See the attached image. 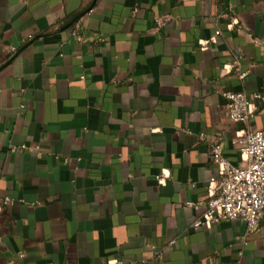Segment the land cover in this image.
I'll list each match as a JSON object with an SVG mask.
<instances>
[{"label": "crops", "instance_id": "1", "mask_svg": "<svg viewBox=\"0 0 264 264\" xmlns=\"http://www.w3.org/2000/svg\"><path fill=\"white\" fill-rule=\"evenodd\" d=\"M263 101L264 0H0V264H264V220L187 205Z\"/></svg>", "mask_w": 264, "mask_h": 264}, {"label": "built area", "instance_id": "2", "mask_svg": "<svg viewBox=\"0 0 264 264\" xmlns=\"http://www.w3.org/2000/svg\"><path fill=\"white\" fill-rule=\"evenodd\" d=\"M216 35L219 32H215ZM233 66H230L232 70ZM248 72H236L239 80H244ZM227 105L225 117L235 124L247 125L256 116L257 108L244 92L225 94ZM252 95V99H258ZM264 111V101H263ZM218 138L210 148L209 159L220 172L218 180H212V194L204 201L187 203L194 210L204 207L205 211L195 222V227L209 226L220 221L241 220L248 232L257 230L260 220H264V134L260 130L242 132L238 138L239 151L245 158L242 167L231 165L222 154V143ZM14 203L13 199L0 193V213ZM123 264L117 260L112 263Z\"/></svg>", "mask_w": 264, "mask_h": 264}]
</instances>
